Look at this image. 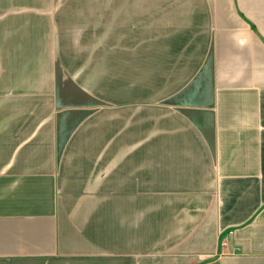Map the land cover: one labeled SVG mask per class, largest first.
Segmentation results:
<instances>
[{
    "label": "crops",
    "instance_id": "crops-1",
    "mask_svg": "<svg viewBox=\"0 0 264 264\" xmlns=\"http://www.w3.org/2000/svg\"><path fill=\"white\" fill-rule=\"evenodd\" d=\"M0 264H264V0H0Z\"/></svg>",
    "mask_w": 264,
    "mask_h": 264
}]
</instances>
